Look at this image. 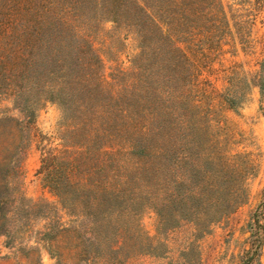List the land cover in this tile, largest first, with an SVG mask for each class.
I'll return each instance as SVG.
<instances>
[{"label": "rangeland", "instance_id": "1", "mask_svg": "<svg viewBox=\"0 0 264 264\" xmlns=\"http://www.w3.org/2000/svg\"><path fill=\"white\" fill-rule=\"evenodd\" d=\"M35 18L65 22L64 55L74 57L85 40L100 63L82 111L30 88L29 118L13 86L0 90V155L20 146L7 178L0 264H264V0H0V54L15 48V22ZM207 119L228 129L251 169L244 202L202 235L192 220L162 228L145 199L135 214L96 225L86 214L94 208L62 205L37 173L64 154L73 180L93 190L124 183L146 196L162 160L131 153L133 144L176 148L183 142L162 132L193 125L206 133ZM145 237L152 254L132 247Z\"/></svg>", "mask_w": 264, "mask_h": 264}, {"label": "trees", "instance_id": "2", "mask_svg": "<svg viewBox=\"0 0 264 264\" xmlns=\"http://www.w3.org/2000/svg\"><path fill=\"white\" fill-rule=\"evenodd\" d=\"M19 33L15 36V48L0 54V90L7 86L16 89V106L31 118L34 109L24 95L30 88L36 89L44 100L57 102L63 107H78L82 111L93 99L92 79L100 59L91 45L80 40L74 57L64 55L65 45L61 30L66 28L60 20H19L14 24ZM258 85L264 90V76L258 78ZM88 93L85 100L83 94ZM18 100V101H17ZM1 121V120H0ZM211 120H206V133L197 132L193 125L187 132L171 134L162 132L165 141L181 140L176 148L164 146L156 151L141 150L133 144L131 153L154 156L162 160V176L149 183L156 186L146 196L135 197L127 192L125 184L117 183L113 188L99 186L93 190L82 180H73V160L65 155L51 156L49 163L38 169L43 174L45 185L60 198L64 206H83L86 214L96 225L105 216L133 215L138 211L140 201L147 200L155 209L162 228L168 229L181 219L196 223L201 235L209 231L214 222L232 213L246 199L244 181L251 166L248 155L233 152L230 147L232 136L228 129L219 126L213 129ZM188 124L190 122H187ZM192 123H190L191 125ZM194 124V123H193ZM20 150L19 144L9 156L0 155V234L5 227L3 205L8 199L10 165ZM131 189V188H129ZM127 227L116 224V230ZM200 235V236H201ZM139 253L152 254L148 237L145 242L132 246ZM123 245L111 248L117 253Z\"/></svg>", "mask_w": 264, "mask_h": 264}]
</instances>
